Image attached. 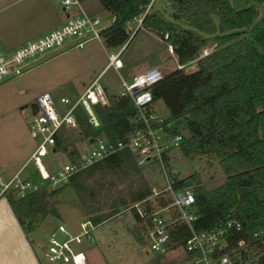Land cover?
I'll list each match as a JSON object with an SVG mask.
<instances>
[{"label": "trees", "instance_id": "1", "mask_svg": "<svg viewBox=\"0 0 264 264\" xmlns=\"http://www.w3.org/2000/svg\"><path fill=\"white\" fill-rule=\"evenodd\" d=\"M99 1L113 15L112 21L101 29L102 41L108 48L118 47L128 37L124 19L137 14L146 0ZM166 1L169 15L165 17L158 8H151L143 17L142 26L160 39L167 32L166 40L172 46L176 63L194 59L206 43H213V49L195 59L194 69L183 71L174 67L150 86L152 100L161 99L167 109L162 121L153 125L160 124L172 136L180 134L175 148L183 157H210L224 175V181L211 189H206L196 174L171 177L172 186L185 188V181H191L193 231L220 226L227 220L239 224V229L231 227L223 233L224 245L216 255L231 256L233 264L251 259L255 264H264V137L260 134L264 124V16L255 21L249 37L246 36L247 28L259 13L255 5L264 0ZM106 96V104H93L99 120L97 127H92L83 110L76 107V126L62 128L55 135L54 149L65 152L67 160L72 162L78 157L75 140L100 136L115 141L131 130L135 107L130 97L118 93ZM173 121H182L185 132L171 126ZM162 156L166 160L165 152ZM96 175L103 181L125 182L126 197L113 201L110 207L135 202L150 192L128 148L116 150L74 172L66 183L83 192L89 203H95L98 192L84 183L94 180ZM54 192L40 186L19 198L12 190L2 195L18 225L27 233L47 214L57 216L48 203ZM87 207H92L86 210V219L93 225L110 214L99 212L98 207ZM131 214L139 222L133 211ZM189 235L186 225L174 226L171 247L181 245Z\"/></svg>", "mask_w": 264, "mask_h": 264}, {"label": "built area", "instance_id": "2", "mask_svg": "<svg viewBox=\"0 0 264 264\" xmlns=\"http://www.w3.org/2000/svg\"><path fill=\"white\" fill-rule=\"evenodd\" d=\"M57 1L62 11V20L59 24L25 40L8 51L0 46V81L20 74L43 55L62 51L69 47H80L93 38L100 39L101 29L113 19L109 10L108 19H104L96 13H90L83 7L82 0ZM153 1L146 0L137 14L124 19V28L128 32L127 39L114 51L107 53L104 66L87 82L83 89L73 98L59 96L58 100L64 106L63 108L57 107L47 92H40L36 95L33 102L35 109L30 108L28 120V130L36 137L35 146L20 168L7 181L2 182L0 179V194L12 190L14 196L19 198L37 190L40 186L55 189L65 184L74 172L116 150L128 148L138 167L157 165V170L161 175V178L157 180L158 183L150 186L147 196L130 203L127 207V210L133 211L139 219L147 250L156 255H163L167 251L179 247L189 264H233L231 256L216 255L215 253L224 245L223 233L231 227L235 230L239 229V224L227 220L220 226L201 232L193 231L191 228V222L195 218L191 208L193 195L187 186L179 189L173 188V179L167 174L163 165L162 152H165L168 147L176 146L180 134L172 136L160 124L153 125L160 123L163 119L151 107L153 100L150 86L162 76L158 66L147 67L131 75L128 80H121L122 89L118 94L128 95L135 107L131 117L133 126L125 137L115 141L100 136L86 138L87 146L80 152L78 151V157L72 162L67 160L51 173L47 172L41 163V158L47 152L55 151L57 132L62 128L76 126L74 115L76 107L83 110L92 127L99 125L93 104L107 103V96L99 82V76L108 67L114 70L122 67L123 61L120 54L124 45L133 32L142 26L143 17L152 8ZM262 16H264V7L261 8L260 17ZM166 38L167 32L164 31L161 40L165 50L173 55L172 46ZM212 49L213 43H206L200 47L197 56L190 61H195L198 57L208 54ZM183 66L184 64H178L175 61V67L182 68ZM160 132L166 139L159 138ZM28 163H31L35 168L36 178L30 173L22 178L18 176L19 170ZM180 224L187 226L190 235L181 245L171 247L170 233L174 226ZM95 227L96 225L85 219L79 222L78 231L75 234H70L64 224H58L46 237L43 255L50 262L85 264L82 247L94 241L92 232ZM238 245H241V242H238Z\"/></svg>", "mask_w": 264, "mask_h": 264}, {"label": "rangeland", "instance_id": "3", "mask_svg": "<svg viewBox=\"0 0 264 264\" xmlns=\"http://www.w3.org/2000/svg\"><path fill=\"white\" fill-rule=\"evenodd\" d=\"M49 2L52 11L61 19L62 11L58 1L50 0ZM82 5L90 13H96L104 19L109 18V11L102 6L99 0H82ZM259 6L263 9V2ZM152 8H158L165 17L170 13V7L166 0H154ZM44 26L51 28L54 25L50 21L40 25V27ZM40 33L32 31L12 37L10 40L4 38L0 40V46L8 51ZM22 37L23 39H21ZM127 41V45L120 54L123 66L117 70L108 67L99 76V82L107 95L117 94L122 89L121 80H128L137 71L156 64L163 74L175 67L174 55L165 50L161 39L148 28L139 27ZM116 48L106 47L102 38H93L80 47H69L62 51L43 55L20 74L0 81L2 83L0 84V179L2 182L10 178L9 175L17 170L35 146L36 137L28 130L30 103L35 100V95L46 91L53 103L57 107L63 108L64 106L58 100L59 96L73 98L78 94L105 63L107 53ZM194 68L195 61H188L182 67L183 71H190ZM20 87H23V91H18ZM151 107L157 115L161 117L167 115V109L161 99L153 100ZM170 125L180 133L185 132L182 121H173ZM159 138L166 139L161 132ZM73 146L80 152L87 146V141L86 139L75 140ZM165 155L166 160L163 165L170 177L185 178L196 174L206 189L216 187L224 181V175L219 165L210 157L199 156L189 159L183 157L175 146L168 147ZM66 162L67 156L60 150L47 152L41 158L42 165L49 173ZM157 169L158 166L153 164L150 167L140 168L141 175L149 188L153 184L156 185L157 180L161 178ZM28 173L36 178V171L31 163L20 169L18 176L22 178ZM101 180L96 175L94 180L87 179L84 183L86 187H93L95 192H98L94 197L97 201L95 203H89L85 198L86 195L76 191L69 183L54 189L55 192L49 197L48 203L55 208L57 216L47 214L36 227L29 231L34 253L43 264H48V261L38 251V248L44 249L48 233L54 230L59 223L64 224L70 234H75L78 231L79 222L87 218L86 210L92 208L88 209L89 205L93 208L98 207L101 213L110 212L108 218L100 224L102 227L112 225L110 231L113 237L111 236L110 239L111 242L114 241L115 247L114 249L106 246L100 248L97 239L89 246L83 245L82 253L86 263L105 264L104 256H106L114 264H189L179 247L167 251L161 257L148 251L143 240L140 223L136 222L131 212L127 210L130 203L118 204L116 207L109 206L113 201L118 202L117 200L126 197L125 182L110 179L109 182L102 180L103 184L101 185L99 183ZM187 188L190 190L191 185ZM97 226L92 232L93 237H96L100 232ZM104 252L105 255L102 254ZM243 264H255V262L254 259H251Z\"/></svg>", "mask_w": 264, "mask_h": 264}, {"label": "crops", "instance_id": "4", "mask_svg": "<svg viewBox=\"0 0 264 264\" xmlns=\"http://www.w3.org/2000/svg\"><path fill=\"white\" fill-rule=\"evenodd\" d=\"M49 1L50 0H0V40L4 38L10 40L12 37L19 36L25 32L35 31V33H42L46 31V29H49L45 26L40 27L42 23L47 24L51 21V24L54 26L59 24L62 18L59 19V17L52 11ZM21 39H23V37ZM104 64L98 71L102 69ZM18 91H23V87H20ZM33 102L30 103V108ZM20 166L17 168V170L20 168ZM17 170H15L12 174H14ZM101 225L102 224H98L97 226V228L99 227L100 232L98 235H96V237L94 236V240L96 241L97 239L99 241L98 243L100 244V248L106 246L114 249L115 243L114 241L111 242L110 239L113 237L110 231L112 229V225L104 227ZM109 242L112 244H109ZM89 245L91 244H88L87 246ZM105 250L107 249L105 248ZM111 250H109V252H111ZM38 251L43 255V249L41 250V247L38 248ZM102 254L105 255V252ZM43 257L45 256L43 255ZM104 260L105 264H114L112 260L110 261L106 256H104ZM84 261L85 264H91L89 262L86 263V259ZM0 264H43L39 257L34 253L29 231L24 233L20 228L6 199L2 194H0ZM48 264L71 263L48 261Z\"/></svg>", "mask_w": 264, "mask_h": 264}, {"label": "water", "instance_id": "5", "mask_svg": "<svg viewBox=\"0 0 264 264\" xmlns=\"http://www.w3.org/2000/svg\"><path fill=\"white\" fill-rule=\"evenodd\" d=\"M230 1H231V3H233L232 0H230ZM255 6L258 8L259 13H258V16H257V17L251 22V24H250L249 27L247 28V31H246V36H247V37H249V31H250L251 26H252V25L255 23V21H257V20L260 18V16H261V8H260V6H259L258 4H256ZM252 43H253L254 46H256V44H255L254 42H252ZM31 108H32L33 110L35 109L34 104H32ZM260 134H261L262 137H264V124H263L262 127L260 128ZM190 185H191V181H190V180H186V181H185V186H190Z\"/></svg>", "mask_w": 264, "mask_h": 264}]
</instances>
